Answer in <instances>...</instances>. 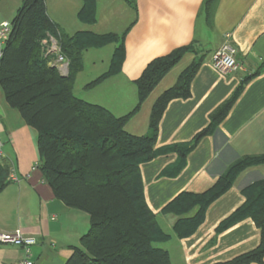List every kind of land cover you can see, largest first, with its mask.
<instances>
[{
	"label": "crops",
	"instance_id": "1",
	"mask_svg": "<svg viewBox=\"0 0 264 264\" xmlns=\"http://www.w3.org/2000/svg\"><path fill=\"white\" fill-rule=\"evenodd\" d=\"M3 1L10 0H0V6ZM11 1L12 4L16 2ZM130 2L95 0V23L92 25L78 21L82 0H46V13L68 36L76 33L123 36L125 57L121 71L94 87L108 92L92 98L95 90L84 88L107 72L117 44L83 51V69L73 86L75 90L76 83L88 77L80 88L89 96L79 99L101 106L115 117H122L135 107L134 81L152 60L190 44L201 51L204 62L192 81L191 97L168 104L159 124L155 150L172 145L188 146L194 135L208 125V115L244 78L250 77L227 116L212 135L200 140L185 158L180 172L176 174L172 170L180 161L175 153L156 156L140 166L145 200L153 213V210L161 211L184 191L202 193L208 190L238 159L264 156V0H212L208 13L205 0ZM15 9L16 5L12 10ZM5 21L8 22L7 16L0 9V23ZM224 35H229L227 42L233 46L237 62L236 70L228 75L216 73L212 68V55L226 42ZM45 54L48 60H54L57 55L53 47ZM192 59L193 55H185L164 76L139 113L125 126L128 134L141 136L145 133L155 100L175 84ZM98 65L106 70H100ZM36 140L35 130L27 126L17 110L9 107L0 87V166L5 165L9 173L7 185L0 193V232L19 230L36 240L35 245L26 249L0 245V264L26 260L32 264H64L73 249L80 247V239L89 228L87 215L69 209L54 197L38 166ZM12 175L16 180H11ZM261 180H264V163L240 173L230 190L208 208L195 234L187 239H179L173 232L177 216L160 212L165 229L155 215L159 228L169 236L164 244H171V247L164 251L169 253L171 264H174L173 258L179 264L178 257L188 250L202 252L204 258L210 257L219 263L255 249L260 235L252 221L244 220L219 234L215 229L244 203L243 191ZM146 186L149 189L160 187L156 189L159 198L152 207L147 202ZM195 212L196 208L187 216ZM165 216H171L172 220L168 221Z\"/></svg>",
	"mask_w": 264,
	"mask_h": 264
},
{
	"label": "trees",
	"instance_id": "2",
	"mask_svg": "<svg viewBox=\"0 0 264 264\" xmlns=\"http://www.w3.org/2000/svg\"><path fill=\"white\" fill-rule=\"evenodd\" d=\"M131 3L130 0H125ZM78 21L95 23V0H82ZM212 0H205L207 10ZM45 41V43H43ZM117 44L106 73L89 83L91 89L121 71L125 57L123 36L76 33L68 36L47 16L46 0H21L11 21V32L0 60V87L10 108L17 110L37 134L39 169L54 197L71 210L87 215L89 228L64 264H171L167 251L156 244L169 240L159 228L144 195L140 166L156 156L177 154L176 174L200 140L212 135L227 116L250 77L244 78L230 96L209 115L208 125L186 147L172 145L155 150L159 124L168 104L191 97V84L204 56L193 44L152 60L134 81L137 103L122 117L73 95L75 78L83 69L82 52ZM54 46L55 53L69 62L62 77L47 66L43 55ZM193 55L175 84L154 102L147 130L141 136L125 131L127 123L164 76L181 59ZM53 55V53H52ZM256 75V74H255ZM264 163V156L243 157L227 167L214 184L202 193L184 191L161 213L178 217L173 232L179 239L195 234L208 208L225 193L246 169ZM8 169L0 166V193L7 185ZM244 203L221 221L216 234L250 220L259 230L258 246L230 260L215 264H264V180L243 191ZM196 208L193 216L187 215Z\"/></svg>",
	"mask_w": 264,
	"mask_h": 264
},
{
	"label": "built area",
	"instance_id": "3",
	"mask_svg": "<svg viewBox=\"0 0 264 264\" xmlns=\"http://www.w3.org/2000/svg\"><path fill=\"white\" fill-rule=\"evenodd\" d=\"M11 32V23L5 21L0 23V60L3 55V48L9 38ZM226 40L223 46L217 49L212 55V68L216 73L221 75H228L236 70L237 62L235 60V51L233 46L227 42L229 35H224ZM45 43V41H43ZM56 49L54 46H52ZM50 49L48 48L46 52ZM45 54V53H44ZM54 60H48L47 54L43 57L47 66L54 68L61 76H67L69 71V62L60 54L56 53ZM2 152V143L0 141V157ZM11 180H16L15 176H11ZM36 244V240L33 237L23 235L19 230L13 232H0V245H11L15 247L28 248ZM17 264H32L30 261H22Z\"/></svg>",
	"mask_w": 264,
	"mask_h": 264
},
{
	"label": "rangeland",
	"instance_id": "4",
	"mask_svg": "<svg viewBox=\"0 0 264 264\" xmlns=\"http://www.w3.org/2000/svg\"><path fill=\"white\" fill-rule=\"evenodd\" d=\"M13 1H16V2L14 4H12L11 0L8 1V2L7 1L6 2L3 1L1 3V6H0V9L2 10V14L7 16V20H8L9 23H11L12 19L14 18L15 14H16V11H17L18 7L20 6V0H13ZM14 5H16L15 11L12 10ZM82 54H85V53L82 52ZM82 54H81V56H82ZM83 61L84 60H82V64H83ZM98 68L100 70H106V69H104L103 66L101 67L100 65H98ZM87 78L88 77H84L82 81L80 80L78 83H76V87H75V90H73V93H74V95L77 98H79L81 96H82V98H84V97L88 98L89 95H86V94L82 93V90L80 88V85L85 80H87ZM106 92H108V91L105 90L104 88H98L92 93V98L98 93H99V96H101V94H105ZM106 96L108 97V99L111 98V96H109V95H106ZM171 168H173V166ZM168 170H169V168H168ZM157 188H160V187L157 186ZM157 188L154 186L151 189H149L148 187H147V189H145L146 195H147V202L150 204L151 207H152L153 203H155L156 200L159 198V196H156V189ZM152 210H153V208H152ZM153 213H154V215H156V219L159 222L160 226L162 227V224H161L162 215L160 214V210L159 211H154L153 210ZM165 219H167L168 221H171L172 217L171 216H165ZM162 228H165V227H162ZM204 229L202 231H204ZM164 243L156 244L155 247H157L158 249H162V250H164L165 248L166 249L167 248L170 249V247H171L170 245L171 244L166 245ZM206 246L207 245H205V247ZM205 247H203V248H205ZM178 258H180L179 261H178L179 264H215V263H218V261H215L214 259H210V257L207 258V259L204 258L202 252L199 253L198 251H194V250H188L184 255H182V257H178ZM173 261H174V264H176V259L175 258H173ZM224 261H226V259L222 260V261H219V262H224Z\"/></svg>",
	"mask_w": 264,
	"mask_h": 264
},
{
	"label": "water",
	"instance_id": "5",
	"mask_svg": "<svg viewBox=\"0 0 264 264\" xmlns=\"http://www.w3.org/2000/svg\"><path fill=\"white\" fill-rule=\"evenodd\" d=\"M62 77H66V76L64 75V76H62Z\"/></svg>",
	"mask_w": 264,
	"mask_h": 264
}]
</instances>
